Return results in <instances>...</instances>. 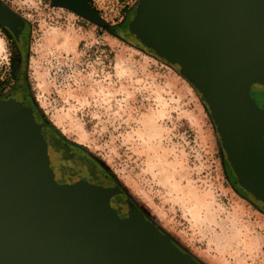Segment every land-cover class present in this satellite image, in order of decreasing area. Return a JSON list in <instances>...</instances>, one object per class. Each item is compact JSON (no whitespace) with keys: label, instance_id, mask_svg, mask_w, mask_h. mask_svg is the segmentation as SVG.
Returning a JSON list of instances; mask_svg holds the SVG:
<instances>
[{"label":"rangeland","instance_id":"1","mask_svg":"<svg viewBox=\"0 0 264 264\" xmlns=\"http://www.w3.org/2000/svg\"><path fill=\"white\" fill-rule=\"evenodd\" d=\"M2 1L27 23L24 69L46 123L202 264H264V212L233 187L195 88L123 40L140 0H88L106 27L52 0ZM13 52L0 32V81ZM251 95L264 105V87Z\"/></svg>","mask_w":264,"mask_h":264},{"label":"water","instance_id":"2","mask_svg":"<svg viewBox=\"0 0 264 264\" xmlns=\"http://www.w3.org/2000/svg\"><path fill=\"white\" fill-rule=\"evenodd\" d=\"M51 5L106 27L87 0ZM0 26L23 81L27 23L0 1ZM128 29L200 94L230 180L264 212V105L251 95L264 87V0H140ZM41 129L32 108L0 99V264H202L135 206L120 217L118 186L85 179H103L86 154L58 160Z\"/></svg>","mask_w":264,"mask_h":264},{"label":"flooded vegetation","instance_id":"3","mask_svg":"<svg viewBox=\"0 0 264 264\" xmlns=\"http://www.w3.org/2000/svg\"><path fill=\"white\" fill-rule=\"evenodd\" d=\"M0 1L4 4L2 0ZM0 32L3 34L5 38L11 41L14 46L12 59H9L8 62L10 78L9 80L0 81V99H13L21 103L22 105L32 108L35 120L42 125L41 133L43 135V138L46 141V143L49 145V147L52 149L55 155L60 156L62 158L63 157H70L74 159L81 158L83 152L79 148L65 141L49 124L46 123V121L41 117V114H39L37 107L33 103V100L31 99L29 94V86L26 76L27 73L26 70L23 73L24 76L23 81L20 80L21 58L16 41L12 37L8 29L0 26ZM8 36H10V38H8ZM21 36H23V33L21 34ZM27 42L28 41H26V43ZM99 172L103 176L102 180L93 182L89 177L85 179H87L90 183H94L96 185H102L104 187L117 186L114 180L110 177V175L107 172H105L103 168L99 167L97 174H99ZM129 204L135 206L140 210V208L121 189L120 192L111 199V206L117 211L120 217H124L127 214V211L130 209Z\"/></svg>","mask_w":264,"mask_h":264},{"label":"trees","instance_id":"4","mask_svg":"<svg viewBox=\"0 0 264 264\" xmlns=\"http://www.w3.org/2000/svg\"><path fill=\"white\" fill-rule=\"evenodd\" d=\"M135 9H136V6H135V8H134V10H133V13H132V15H131V19L120 25V26H121L122 33L125 35L124 38H123V40L128 42V39H129V38L134 39V40L137 42V46H135L136 48H138L139 50L144 51V52H146V53H148V54H151V56L155 57L156 59H159V58H157V57L155 56V54H153L149 49H147V48H145L144 46H142V45L140 44V42H139V41H138V40H137V39H136V38L130 33V31H129V29H128V24H129V22L132 20L134 14H135ZM8 38H10V36H8ZM163 63H165L167 66L171 67L168 63H166V62H163ZM171 68H173V67H171ZM173 69H174V68H173ZM194 90H195V92L198 94V96H199V98H200V100H201V102H202V104H203V106H204V108H205L207 114H208L209 117H210L209 111H208V109H207V106H206L204 100L202 99V97L200 96V94L197 92V90H196V89H194ZM220 154H221V158L223 159L224 157H223V154H222L221 151H220ZM63 158H70V157H63ZM233 187H234V186H233ZM234 188H235V187H234ZM235 190H236V188H235Z\"/></svg>","mask_w":264,"mask_h":264}]
</instances>
